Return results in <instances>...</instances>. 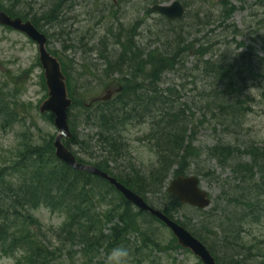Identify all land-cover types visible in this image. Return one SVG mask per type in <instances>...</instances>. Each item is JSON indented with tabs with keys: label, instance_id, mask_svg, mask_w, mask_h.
Here are the masks:
<instances>
[{
	"label": "trees",
	"instance_id": "trees-1",
	"mask_svg": "<svg viewBox=\"0 0 264 264\" xmlns=\"http://www.w3.org/2000/svg\"><path fill=\"white\" fill-rule=\"evenodd\" d=\"M219 2L221 20L228 23L237 9L230 0ZM0 8L13 17L21 16L14 8L5 7L1 3ZM55 11H58V7ZM112 17L115 23L108 26L103 37L102 51H98L102 60L100 79L106 81L105 89L122 86L123 91L109 103L97 104L91 109L85 108L76 99L70 111L74 137L66 142L67 145H82L85 153H89L94 160L90 164L116 176L121 183L146 200L161 196L163 210L169 218L177 219L184 207L174 196L165 192L166 182L172 173L179 176L195 172L203 180L217 183L222 188V195L228 193L232 197L227 208L231 212H224L226 222H222L221 216L216 218L210 215L214 207L205 212L194 209L195 215L202 218L196 223L177 219L178 222L208 246L221 264L228 263L215 250L217 242L208 236L217 227L223 233L220 239L227 244L225 253H229L230 248H239L237 253L231 255V261L237 259L236 264H248L249 260L252 264H264V248L261 246L264 243L260 240L251 245V242H246L241 237L245 223L264 225V216L253 219L245 214L240 220L235 242L230 241V235L226 231V225L236 211L237 193L246 186L245 181L237 173L232 175L231 180L223 179L222 176H217L216 171L207 169L206 164L215 161L226 172L232 159L238 161L237 164L250 174L252 183L247 188L254 187L263 191L262 195L253 197L247 211L258 210L264 213V144L251 135L246 121L252 110L251 104L255 102L246 92L250 81L259 82L257 89L264 101V57L259 56L255 60L257 54L251 47L244 53L218 50L216 59L205 61L203 56L221 43L213 45L210 42L209 48L201 47L195 51V44L187 42L182 30L168 33L163 28L154 32L163 48H140L134 37L138 25L135 24L136 27L133 28L126 27L118 16ZM207 18L206 16V22ZM208 24L209 22L206 26ZM199 25L197 22L196 26ZM233 28L230 36L241 35L236 27ZM191 53L198 59L196 68L202 66L201 74L209 84V89L204 86L197 95L202 103L200 110L193 107V102L185 99L183 86L181 91L177 89L178 84L160 89L162 77L166 73L175 72ZM85 62L82 67L84 73L96 74L99 69L93 67L92 61ZM62 63L68 75L69 91L73 95L75 88L68 74L70 65L63 61ZM114 75L118 77L114 78ZM9 97L7 93L0 95V121L4 125L18 121L16 104L14 109ZM76 110L78 112L74 114ZM195 110L202 113L205 119L210 116L223 130H237L242 136L225 145L218 141L214 147L197 149L194 143L201 122H198ZM46 117L51 121L53 119V116ZM145 124L149 125L150 130L141 140L147 141L155 152L157 163L143 172L131 159L126 133L130 130L129 127H141ZM79 126L95 129L97 133L87 139L83 138L77 131ZM170 126L177 128L180 140L176 148L165 150L160 137ZM53 139L54 136L39 144L23 134L19 142L18 158L9 166L0 167V258L19 254L21 256L17 259V264H78L71 257L72 251L67 248L82 246V263L93 264L99 259L95 264H104L101 255L106 256L112 247L123 245L131 250L133 262L145 264L151 261L148 258L150 254L180 249L174 239L165 246L161 235L153 226L157 220L133 209L102 178L75 171L60 162L54 155ZM94 140L100 155L86 151ZM115 146L119 147L117 153L112 151ZM246 158L253 160L247 162ZM78 159L85 163L82 158ZM111 162L115 166H111ZM258 177H261V183L258 182ZM45 207L65 218L62 226L55 231L64 242L65 250L42 239L43 226L33 212ZM134 237L140 243L136 247L130 243ZM139 256L144 258L139 259Z\"/></svg>",
	"mask_w": 264,
	"mask_h": 264
},
{
	"label": "rangeland",
	"instance_id": "rangeland-1",
	"mask_svg": "<svg viewBox=\"0 0 264 264\" xmlns=\"http://www.w3.org/2000/svg\"><path fill=\"white\" fill-rule=\"evenodd\" d=\"M6 2L8 0H5ZM118 1V3H117ZM153 1L156 2H164V0H115V3L120 4L121 9L119 15L123 17V22L128 25H132L135 22L142 21V28L140 29L141 35L147 37L149 34V29L154 26L159 25L160 16L156 13L147 14V10L151 9L154 5ZM205 0H199L200 6L204 7ZM213 0H207V2H212ZM21 5L17 4L18 9H24L28 12L29 18L33 19V17L40 19L44 12H48L51 8V0H19ZM238 11L232 18V23L238 27L242 32H244L243 37L236 36L227 38L226 44L221 43V46L218 47V50L227 49L229 52L237 53L239 50L244 51L250 48V46H254L256 51L264 56V0H246V1H238L233 0ZM166 4L169 2H165ZM67 3L66 8H69V12L67 13V17L71 19L69 22V27L72 26L73 30L78 31V38L86 36V42H89L90 38L95 35V42H91L88 44L87 48L92 46L99 47V39L105 31L104 23L96 24L97 20L94 19V16H88L86 12H90V8H86V3L84 0H75L74 6L70 11V7ZM216 10V8H213ZM66 13V12H65ZM94 19V20H93ZM44 25V29L49 33L53 34L55 32L54 29L50 28V23L46 21H42ZM68 27V28H69ZM217 30L216 25L210 26L209 30ZM207 30L202 31L200 35L197 36L198 40L202 39V43H205L204 37L207 35ZM142 37V43H147V39ZM191 38V40H193ZM52 42L50 44V48L55 50L56 52H63V56L67 60L68 63L72 62V66L74 70H79L83 65V57L84 53L79 48L68 50V52L64 51L63 45H67L62 41H57L54 37L51 38ZM148 44H150L148 42ZM239 44H245L243 48L239 47ZM241 48V49H240ZM38 49L37 46L30 41L27 37L21 35L17 32H10L0 27V86L6 85L8 90H13L16 85L15 82L19 77L18 88L21 93L18 97L14 98L17 101L16 114L18 122L14 123L11 128H7V130H2L0 125V165L5 164L9 159L12 153L15 152L17 148V142L19 141V134L28 133L27 136L40 140L43 135H58L59 132L56 130L54 123H50L45 120L37 109L42 100L46 95L44 87H42V67L38 66ZM215 56V53L210 54V56ZM256 58L255 60L257 59ZM96 55L93 56L95 59ZM210 58V57H209ZM193 62H195V58L191 57L187 64L185 65V69L183 72L167 74L163 78L162 87L165 88L170 84L174 83H184L185 85L188 82H191L187 85L188 91L184 96L187 101L193 102V107L196 109V104L200 105V101L197 98L196 91L200 85H203L202 78L198 82V86L194 85L195 81L192 77L187 79L188 73L193 71ZM28 72V73H27ZM27 73V74H26ZM74 78H76V74L73 72ZM259 83L249 84L250 86L256 87ZM207 89H209L208 82L206 83ZM247 93L250 94L252 99L255 101L252 105L253 111L248 117L249 127L251 129V135L256 138L261 144L264 143V102L260 98L259 89L254 88H246ZM78 92H84L81 88H78ZM98 92V91H97ZM92 92L93 94H89V99L95 98L103 93L101 92ZM97 93V94H96ZM31 104V105H30ZM197 117L200 119H204L205 117L199 111H196ZM211 117L207 121L201 122V128L198 130L197 140L195 142V146L199 149H206L208 147L214 146V144L218 141L220 136L222 135V131L219 129L215 130ZM41 130L43 134L41 135L38 131ZM84 128L80 127L78 131L83 135ZM86 133L88 131H85ZM147 132V128H133V130L128 134V140L130 141L131 151L133 152V156L135 157L136 163L142 166L145 170L149 169L154 165L155 158L153 157V153L149 150L147 145L139 140V137H142L144 133ZM91 151L96 153L95 142H92ZM74 151H81L79 146L73 147ZM130 151V148H129ZM83 152V151H82ZM97 154V153H96ZM100 155V154H99ZM88 158V157H87ZM216 164L214 163L213 166ZM221 172L220 169H218ZM203 188H205L210 194L214 197L220 194V191L216 184L211 182H204ZM154 206L159 208V204L162 205L163 200L161 197L155 198L153 200ZM159 203V204H158ZM188 214L189 209L185 208L177 218L182 219L183 214ZM36 215L41 220V222L45 225L47 231L51 232L54 229H57L59 225L62 224L63 219L59 215H54L49 212L47 209H40L36 212ZM190 215V214H188ZM159 232L162 234L164 241L169 242L172 239L171 233L169 230L162 228L161 226L155 224ZM247 233L246 238H248V242L252 244H256L260 240L264 243V225H252L246 227ZM134 239V238H133ZM130 243L136 247V245L140 244L139 240H132ZM264 248V244L261 245ZM131 248L135 251V249L131 246ZM141 254V252L139 253ZM142 255V254H141ZM103 258L105 257L103 254L101 255ZM74 257L77 260H81L83 256V251L80 247L74 248ZM143 259L144 257L139 256V259ZM149 259L155 260V263L146 262L145 264H173V261L176 260L175 264H200L197 257L192 255V253H187L185 251H172L167 254L157 253L154 255H149ZM99 259L95 260L93 264H95ZM104 261V259H102ZM230 262V260L228 259ZM12 264L15 263V260L11 259ZM0 264H8L7 259H1ZM130 264H137L136 262L130 260Z\"/></svg>",
	"mask_w": 264,
	"mask_h": 264
},
{
	"label": "water",
	"instance_id": "water-1",
	"mask_svg": "<svg viewBox=\"0 0 264 264\" xmlns=\"http://www.w3.org/2000/svg\"><path fill=\"white\" fill-rule=\"evenodd\" d=\"M154 10L158 11L159 13H164L171 18L182 17L184 15L183 8L178 2H175L172 7H155ZM0 24L7 25L13 29L15 28L27 33L34 41L39 43L41 52L40 60L41 64H43L45 68V75L50 96V99L41 106L40 110H42L43 113L47 111H53L56 114V125L62 132V134L55 140V146L57 149L56 155H58L61 160L67 162L76 170L78 169L88 173L91 172L97 176H102L111 184L113 183L123 194V196L127 197L131 203H133L135 206L137 205L144 211H149L157 219H161L171 230H173V233L175 234L181 246L194 252V254L197 255L203 263L217 264L215 259L212 257L211 252L208 251L199 240L194 239L186 229L180 227L177 223L167 218L163 212L157 211L147 206L143 198L133 194L125 186H122L120 183H118L115 178H111L109 175L99 172L94 167H88L79 164L76 161L73 154H71L68 149L64 147L63 143H61V139L65 137V135L71 137L67 120V109L71 106L72 101L69 99L67 94V86L65 83L66 78L64 74H62L60 63L49 52H47V41L45 37L39 34V32L35 30L30 23L23 25L20 19L13 21L5 13L0 12ZM171 184L172 185L170 186L168 192L177 195L181 202L190 204L192 206L194 205L202 209L209 206V195L205 191L202 192L200 190V183L196 177L192 176L190 178H185L181 176L172 181Z\"/></svg>",
	"mask_w": 264,
	"mask_h": 264
},
{
	"label": "bare ground",
	"instance_id": "bare-ground-1",
	"mask_svg": "<svg viewBox=\"0 0 264 264\" xmlns=\"http://www.w3.org/2000/svg\"><path fill=\"white\" fill-rule=\"evenodd\" d=\"M48 19H52V20H55L57 22L56 26L53 28L55 30V32L53 34H51L52 37H54L58 41L64 42L65 44L67 43L66 47L68 49H71L73 46H75L77 44L78 31L77 30H73L72 26L69 27V22L70 21L65 19L64 13L62 11L58 12V11H55V10H48V12H44V14H42L40 19L37 18V20L39 21L41 26H44L42 24V21H46L47 22ZM89 51L93 52L94 48L93 49L92 48L89 49ZM212 122H214L213 125L215 127V130L220 128V130L222 131V135L218 139V141H222V145L228 144V142H230L231 140L235 139L236 137L242 136L239 131L233 130V129H229V128L228 129H224L225 130V136H224V130H223L222 126L221 125H217L215 123V121H212ZM160 139L162 140V143H163V149L168 150L169 148H176L178 146V142L180 140L177 128L170 126L169 128H167V130H165V132L163 134H161ZM212 147H214V146H212ZM118 149H119V147L115 146L112 149V151L114 153H117ZM133 160L136 163L134 156H133ZM249 160H250V158H246L245 161L251 162L253 159H251L250 161ZM237 162L232 159L229 162V168H228V170H226V172L221 170L217 166L215 161L211 162V163H207L206 162L207 169H212L213 172L216 171L217 176L220 175V176H222L223 179H227L228 178L229 180H231L232 175H234V173H237V176H239V178L241 180L245 181V184H246V186L237 193V198H236V201H235V204L237 206L236 207V211H235L233 217H231L229 219L228 224L226 225V231H227L228 235H230L229 239H230L231 242H235L236 241L235 235H236V233L238 231V228H239L238 226L240 224V220L245 214L250 215L253 219H261L264 216V213L260 212L258 210H252L251 212L247 211V208L251 204L250 202L253 199V197L255 195H262L263 191L260 190V189L254 188V187L247 188V186L252 183L250 181V174L246 172V169L244 167H241L239 164H237ZM214 163L216 164L215 165L216 167L213 166ZM218 169H220L221 172H219ZM260 179H261V177L257 178L259 183L262 182V180H260ZM215 182H217V181H215ZM215 184L217 185V187H218V189L220 191L219 195H222V188L217 183H215ZM231 201H232V197L228 193L222 195L219 198H217L215 200L214 204H213L214 208L210 212V215H212V216H214L216 218L221 216L222 222H226V216L224 215V212L225 211L227 213L231 212V210H229V209L227 210V208L230 205ZM202 217H204V216H202ZM204 218H207V217L205 216ZM199 219H202V218L197 216V215L184 217V221L191 220L193 223L198 222ZM252 225H258V224L245 223L243 225L244 231H243L241 237L246 242L248 241V238H246V233H247L246 227H249V226L252 227ZM213 231L214 232L211 233V234H208V236L211 239H213V240H215L217 242L215 250L217 252L222 253L223 260L225 262H229L228 259L231 260V258H232L231 255H233L234 253H237L239 251V248H237V247L230 248L229 249L230 252L229 253H225L227 251V248L225 247V245H227V244H226L225 241H223V239H220V236L223 234L222 230L217 227ZM48 246L49 245L47 243L46 247H48Z\"/></svg>",
	"mask_w": 264,
	"mask_h": 264
},
{
	"label": "clouds",
	"instance_id": "clouds-1",
	"mask_svg": "<svg viewBox=\"0 0 264 264\" xmlns=\"http://www.w3.org/2000/svg\"><path fill=\"white\" fill-rule=\"evenodd\" d=\"M131 250L123 245L112 247L104 257V264H130ZM12 264L11 258H6Z\"/></svg>",
	"mask_w": 264,
	"mask_h": 264
}]
</instances>
